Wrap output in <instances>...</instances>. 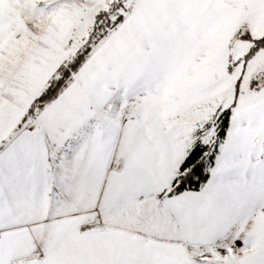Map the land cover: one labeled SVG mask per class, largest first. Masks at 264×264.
Returning a JSON list of instances; mask_svg holds the SVG:
<instances>
[{
  "label": "snow or ice",
  "instance_id": "1",
  "mask_svg": "<svg viewBox=\"0 0 264 264\" xmlns=\"http://www.w3.org/2000/svg\"><path fill=\"white\" fill-rule=\"evenodd\" d=\"M0 264H264V0H0Z\"/></svg>",
  "mask_w": 264,
  "mask_h": 264
}]
</instances>
